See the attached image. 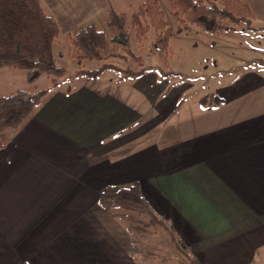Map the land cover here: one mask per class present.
Listing matches in <instances>:
<instances>
[{"label": "crops", "instance_id": "0c3cea01", "mask_svg": "<svg viewBox=\"0 0 264 264\" xmlns=\"http://www.w3.org/2000/svg\"><path fill=\"white\" fill-rule=\"evenodd\" d=\"M242 1L264 23V0ZM41 4L59 32L96 26L79 21L94 0ZM100 8L108 19L112 8ZM239 60L249 65L218 69L226 77L196 104L180 98L188 84L150 108V86L125 94L129 76L116 71L44 95L2 136L0 264H152L128 228L141 216L98 203L133 183L192 264H264V58Z\"/></svg>", "mask_w": 264, "mask_h": 264}, {"label": "trees", "instance_id": "16d2710c", "mask_svg": "<svg viewBox=\"0 0 264 264\" xmlns=\"http://www.w3.org/2000/svg\"><path fill=\"white\" fill-rule=\"evenodd\" d=\"M168 1L171 12L177 19L188 25H195L207 33L233 30L240 23L255 30L251 26L252 12L242 0ZM107 26L113 30L109 42L121 44L127 43L128 26L134 28L137 39L154 27L158 33L155 50L163 64L167 65L171 30L159 0H144L130 16L110 9ZM58 35V25L45 11L41 0H0V69L22 71L29 83H35L43 75L51 78L50 85L44 89H17L10 94H0V147L3 146V133L7 129L17 128L44 95L68 78L66 69L58 65L53 53V44L58 40ZM68 42L73 47L78 65L84 60L102 61L108 44L104 31L93 24L77 29L69 36ZM105 71L121 72L123 77H128L141 75L146 69H122L103 62L97 68L79 69L75 76L95 78ZM165 74L177 76L179 73ZM98 203L104 208H118L147 218L145 223L130 224L128 228L141 233L147 226L160 227L167 232L181 252H187L188 248L174 233L168 221L143 197L137 183L107 187L99 193ZM136 250L134 247L133 252Z\"/></svg>", "mask_w": 264, "mask_h": 264}, {"label": "rangeland", "instance_id": "374dc122", "mask_svg": "<svg viewBox=\"0 0 264 264\" xmlns=\"http://www.w3.org/2000/svg\"><path fill=\"white\" fill-rule=\"evenodd\" d=\"M94 1L100 5L94 11L85 9L79 15L81 18L79 21L81 23L94 22L98 29L104 31L108 40L107 47L103 52L104 59L100 62L84 60L78 65L73 47L68 42L71 34L61 30L58 40L53 44V53L58 65L67 71L66 85L74 84L76 80L71 77L75 76L77 70L97 68L105 62L122 69H146V73L142 76H129L122 87L125 94H129L139 88L142 91L144 88L149 89L150 86L148 97L141 98L143 95L139 96L141 101H144L150 108L155 106L156 99H158L157 104L161 101V98H157L159 92L162 94V99H165L171 91L174 93L180 91L188 84H192V86L180 98L182 101L189 99L193 101L194 99L195 102H193L196 104L195 98L200 95L205 97L214 87L217 77L221 75L226 77L228 71L237 69L240 65H249L247 60L240 62L239 58H264V23L261 20L252 18L251 26L255 30L240 23L233 30L207 33L195 25H188L177 19L171 12L170 2L159 0L171 30L168 39L167 65H164L155 50V39L158 33L154 27H151L142 38L137 39L134 28L128 26L126 44L109 42L113 30L107 26V19H105L107 17L104 16V9L100 8L101 4L106 3L113 10L130 16L144 0ZM260 27L262 28L258 29ZM113 54L115 56H111ZM134 57H138L140 60H135ZM221 68L229 70L219 74L218 69ZM165 72H178L179 74L167 77ZM103 75V77L97 78L98 81H111L110 75L113 74L104 72ZM115 77L112 80H115ZM92 81L95 83L96 79L86 82L92 83ZM50 82L51 78L43 75L35 83H29L22 71L0 69V94H10L17 89L28 91L44 89L50 85ZM107 86L113 85L109 83ZM165 86H168L167 89ZM146 221L147 218L141 216L136 223H145ZM141 235L144 238L142 246L154 261L152 264H192L191 259L176 247L175 242L160 227L147 226Z\"/></svg>", "mask_w": 264, "mask_h": 264}]
</instances>
